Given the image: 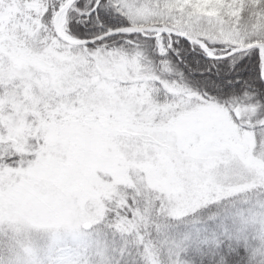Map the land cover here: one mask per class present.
I'll list each match as a JSON object with an SVG mask.
<instances>
[{
  "label": "snow or ice",
  "instance_id": "6c2138e0",
  "mask_svg": "<svg viewBox=\"0 0 264 264\" xmlns=\"http://www.w3.org/2000/svg\"><path fill=\"white\" fill-rule=\"evenodd\" d=\"M0 264H264V0H0Z\"/></svg>",
  "mask_w": 264,
  "mask_h": 264
}]
</instances>
